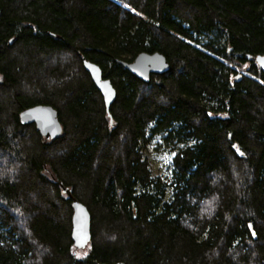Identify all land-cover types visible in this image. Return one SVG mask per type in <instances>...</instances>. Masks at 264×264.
Instances as JSON below:
<instances>
[{
    "label": "trees",
    "instance_id": "trees-1",
    "mask_svg": "<svg viewBox=\"0 0 264 264\" xmlns=\"http://www.w3.org/2000/svg\"><path fill=\"white\" fill-rule=\"evenodd\" d=\"M156 52L149 83L119 63ZM259 55L264 0H0V264H264ZM37 105L61 136L21 122ZM60 183L91 214L82 256Z\"/></svg>",
    "mask_w": 264,
    "mask_h": 264
},
{
    "label": "water",
    "instance_id": "water-1",
    "mask_svg": "<svg viewBox=\"0 0 264 264\" xmlns=\"http://www.w3.org/2000/svg\"><path fill=\"white\" fill-rule=\"evenodd\" d=\"M257 64L264 69V55L256 57ZM84 67L101 92L107 112L110 113L113 103L117 99V90L111 80L105 79L99 65L83 59ZM133 75L149 83L153 74H165L170 71L169 60L161 53H141L134 61H119ZM21 122L25 125L35 124L37 130L46 139H56L62 135L63 125L58 117L57 110L48 105H37L27 108L20 113ZM63 192L72 199L73 207V229L72 238L74 246L78 249H86L92 240L91 214L88 208L73 197L72 191L60 183Z\"/></svg>",
    "mask_w": 264,
    "mask_h": 264
},
{
    "label": "rangeland",
    "instance_id": "rangeland-1",
    "mask_svg": "<svg viewBox=\"0 0 264 264\" xmlns=\"http://www.w3.org/2000/svg\"><path fill=\"white\" fill-rule=\"evenodd\" d=\"M201 40L204 42L206 40V37H201ZM147 155L150 157L154 167L156 174H168V164L171 161V157L173 154H171L168 149L160 146L159 140H155L153 145L150 146V148L147 151ZM89 247V246H88ZM87 247V248H88ZM86 248V249H87ZM86 249H78L75 247V253L78 256H82L84 253H86Z\"/></svg>",
    "mask_w": 264,
    "mask_h": 264
}]
</instances>
